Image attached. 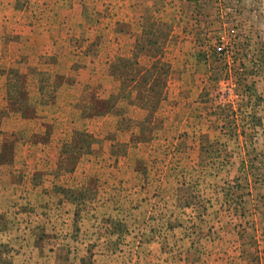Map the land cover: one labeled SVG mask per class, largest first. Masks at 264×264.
<instances>
[{
  "label": "rangeland",
  "instance_id": "rangeland-1",
  "mask_svg": "<svg viewBox=\"0 0 264 264\" xmlns=\"http://www.w3.org/2000/svg\"><path fill=\"white\" fill-rule=\"evenodd\" d=\"M200 1L157 0L147 12L143 27L156 22L171 65L155 111L119 67L143 32L63 98L58 56L78 55L75 35L17 30L36 43L0 68V264L26 254L29 264H260L261 252L264 264V0ZM130 3L94 0L88 40L93 26L127 19ZM16 35L5 39L24 41ZM112 187L123 189L118 206Z\"/></svg>",
  "mask_w": 264,
  "mask_h": 264
},
{
  "label": "crops",
  "instance_id": "crops-1",
  "mask_svg": "<svg viewBox=\"0 0 264 264\" xmlns=\"http://www.w3.org/2000/svg\"><path fill=\"white\" fill-rule=\"evenodd\" d=\"M93 1L94 0H0V68L2 72L5 70L4 66L11 67L20 64L19 62L21 59L25 58L27 55L26 53H28L29 49L33 47V44L36 43L30 40L26 41L27 38L25 37L27 36L23 35H28V33L18 32L17 30H26L27 28H34L37 30L38 26L41 25L42 30L44 28H50L49 32L53 33L54 38H58L55 37L54 34L59 33L60 29H64L71 35H75L77 38L76 41L79 43V49L75 51L78 55H74L73 59L69 60V57L64 54L58 56L61 61L64 60L62 66L68 67L66 72L63 73L64 82L59 86L58 96L62 95L63 98H65L66 95L69 96V94L76 91V89H84L90 84H95L96 82H94V80L96 81V78L99 77L100 66H109L115 56L119 55L118 52L120 51L121 53L128 47V43H130V49L134 48V43L138 35L144 31L145 27H143V24L148 17L147 12L148 10L154 9L153 5L157 0H130L131 9L127 19L125 16L121 17V22L117 25L118 27H114L112 23L110 25L107 24V28H102V26L99 25L93 26L92 30L95 34L94 39L88 40L86 35L90 27L88 21L91 19V3ZM167 1L170 0H166V6L168 4ZM165 8L167 9V7ZM150 14L152 15V12H150ZM28 16H38L42 19L40 23L36 21V19L27 22L26 17ZM44 18L51 19L50 25L44 22ZM55 18L58 19L57 26L54 24ZM124 19L125 21L129 19L131 21L130 24L124 22ZM123 23H126V26ZM30 32L32 33V30H30ZM13 33L22 34V36L16 35V38L24 41H16V43L14 42L15 44L6 41L5 38L10 37L9 35ZM43 33H45V31H43ZM89 41L95 42L94 45H90L92 47V52L87 51V47L84 45ZM23 45H25L24 50ZM21 64H24V62ZM7 72L6 74H1L0 72V105L2 111L5 110L3 107L8 104L9 92L5 87L8 76ZM108 78L110 81L113 80V77L108 76L107 79ZM106 87H108L107 84L104 85V88ZM1 129L2 131H6L11 128L1 126ZM5 142L6 140L4 138L0 140V157L1 153L4 151ZM17 158L20 159L19 157ZM23 159L27 160L26 155H24ZM2 167L3 166H0V169ZM4 175L9 176V173L5 174L3 172L2 176ZM2 176L0 174V177ZM121 190H123L121 187H112L108 190L110 195L108 199L111 201L113 200L112 203L114 204L117 203V206L122 192ZM139 207L143 208V205ZM139 216H141L140 213ZM27 256V254L24 255L25 262L22 264H29ZM259 257L261 261L260 264H262V252ZM35 258L36 255H33L30 261L32 262ZM46 259L47 257H45V263Z\"/></svg>",
  "mask_w": 264,
  "mask_h": 264
},
{
  "label": "trees",
  "instance_id": "trees-1",
  "mask_svg": "<svg viewBox=\"0 0 264 264\" xmlns=\"http://www.w3.org/2000/svg\"><path fill=\"white\" fill-rule=\"evenodd\" d=\"M186 2L191 3L196 8H200L202 4L200 0H186ZM153 26H156V22L152 23L151 27L149 26L150 28L145 26L142 36L138 38L137 50L130 58L120 59L119 67L121 69V76H125V79L128 80V86L132 83L134 85L133 88L136 89L137 87L140 105L150 107L152 111H155L164 97L165 92L163 91L168 84L171 65L164 59V47L158 46L159 41L158 37H155L156 33L152 29ZM144 51L154 56V61L149 67L141 66L138 61L140 53ZM216 59H223L221 61L222 66L228 63V55H218ZM84 137L80 139L85 140L88 136Z\"/></svg>",
  "mask_w": 264,
  "mask_h": 264
}]
</instances>
